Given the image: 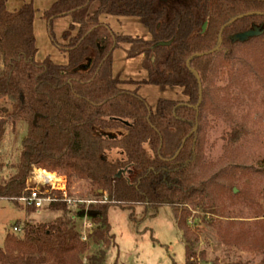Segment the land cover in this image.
I'll return each mask as SVG.
<instances>
[{"label": "trees", "instance_id": "obj_1", "mask_svg": "<svg viewBox=\"0 0 264 264\" xmlns=\"http://www.w3.org/2000/svg\"><path fill=\"white\" fill-rule=\"evenodd\" d=\"M7 1L0 0V144L9 121L14 127L24 121L28 129L15 173L6 179L0 175V200L21 208L18 199L29 194L35 169L66 173L69 188L73 180L88 181L96 198H107L89 206L95 224L90 238L106 241L114 237L111 208L133 211L143 205L146 219L151 210L203 203L208 195L199 174L201 136L207 118L224 116L226 106L234 107L246 90L248 68L237 63V53L264 38V0H56L43 17L53 44L67 56L65 65L50 57L36 60L33 1L17 12L7 9ZM248 13L255 14L225 28L219 51L193 57L217 48L221 29ZM104 15L138 18L151 39L115 33L101 22ZM68 16L73 23L61 45L52 26ZM252 30L261 34L234 40ZM122 44L131 45L129 59L145 55L147 79L114 76L113 56ZM216 81L226 84L216 88ZM127 84L137 88H123ZM143 85L180 88L187 100L159 99L152 109L139 94ZM217 93H223L220 99ZM3 168L0 162V174ZM260 168L264 171V161ZM43 209L65 215L49 223L24 222L21 235L7 234L0 264H84L88 244L74 217L83 211L72 214L65 203ZM24 210L37 211L30 206ZM130 220L136 222L133 214ZM104 258V253L93 256L90 264H104ZM192 259L186 248L185 264H195Z\"/></svg>", "mask_w": 264, "mask_h": 264}, {"label": "rangeland", "instance_id": "obj_2", "mask_svg": "<svg viewBox=\"0 0 264 264\" xmlns=\"http://www.w3.org/2000/svg\"><path fill=\"white\" fill-rule=\"evenodd\" d=\"M35 5L42 11L46 2L37 0ZM125 28L127 34L142 35L139 25L128 24ZM35 29L43 59L51 57L55 63H66L52 42L48 23L37 20ZM66 29L64 20L53 23V35L61 45L65 44L62 34ZM120 48L117 68L123 63V45ZM238 50L237 63L248 68L246 90L234 107L226 106L224 116L207 118L201 136L204 163L199 174L206 184L208 198L199 205L189 203L151 210L146 219L143 205H137L133 211L114 207L109 212L114 237L98 240L90 238L95 224L89 206L101 204L104 199L94 196L90 182L73 180L69 189L78 204L69 212L83 211L80 218L74 217L77 231L87 238L88 251L82 255L84 264H90V258L101 253L105 254L104 264H185L186 248L192 252L195 264H264V171L260 168L264 161V38ZM131 73L134 79L138 77L137 72ZM225 84L215 82L216 88ZM239 89L234 88L236 94ZM139 94L150 106L157 99L152 89L142 88ZM217 94L218 99L223 95ZM163 97L187 100L180 88L167 89ZM6 107L11 110L10 104ZM27 127L24 121L16 122L15 127L11 121L6 125L7 134L0 144V162L4 165L0 175L5 179L15 173ZM57 173L68 180L66 173ZM205 202L212 206H205ZM20 207L0 200V247L4 246L7 234H15L17 221L22 227L24 222L49 223L65 215L42 209L35 211L42 215L33 216L35 213H26L25 206ZM131 214L136 222L130 220ZM180 220L183 227L179 226Z\"/></svg>", "mask_w": 264, "mask_h": 264}, {"label": "crops", "instance_id": "obj_3", "mask_svg": "<svg viewBox=\"0 0 264 264\" xmlns=\"http://www.w3.org/2000/svg\"><path fill=\"white\" fill-rule=\"evenodd\" d=\"M30 0H8L7 1V9L10 12H17L19 11L23 5L28 2ZM33 4H34V9H35V20H34V34L36 37V45L38 47V53L36 56V60L38 62H43L46 58L43 59V57L40 55V46H39V41H38V37H37V32L35 29L36 26V22L37 20H41L44 21L45 23H47V21L44 19V13L50 9V7L52 6V4L56 1V0H41V1H45L46 2V6L44 7V9L42 11H40L39 9H36V5L35 2L37 0H32ZM57 20H64L67 23V29L65 31L68 30V28L70 27V25L73 23V20L71 17H63V18H59L56 19ZM101 22L108 25L115 33L121 35V36H131L133 38H140L142 40H150L151 39V35L148 31V29L141 23V21L136 18V17H115V16H101L100 18ZM54 21V22H55ZM143 25V27L141 26V24ZM133 24V25H139L142 29V35L141 37H139L138 35H131V34H127L126 31L127 29L125 28V26L127 27V25ZM76 29H78V26H76ZM64 31V32H65ZM63 32V33H64ZM63 35V34H62ZM63 39V38H62ZM124 47V52H123V63L117 68V60H116V56L117 53L120 51L121 48H119L118 50H116L114 52V56H113V73L115 77H119L122 81H142L144 79L148 78V72L145 69V64H146V58L145 55H140L138 57L129 59L127 56V52L130 50L131 45L129 44H122ZM121 45V47H122ZM61 53L64 56V60H67V56L64 52L61 51ZM51 58V57H50ZM55 62V61H54ZM67 63V61H66ZM66 63L61 62L57 63L60 65H65ZM135 65L134 69L133 66ZM131 67V68H130ZM131 72H137V78H133L132 77V73ZM123 88L128 89V90H134L137 87L136 86H130V85H123ZM142 88H147V89H152V91L156 94V101L153 103V105H151L150 107L155 108L157 105V102L159 99H165L163 96L165 94L166 90L162 91L160 90L158 87L156 86H152V85H143L139 88V92ZM146 100V99H145ZM154 106V107H153ZM28 128V127H27ZM7 134V130L5 135ZM112 209V208H111ZM110 209V210H111ZM33 216H40L42 215V213L38 212L35 214H32ZM35 219V217H34ZM111 225V224H110ZM112 227V226H111ZM114 264H118L117 262Z\"/></svg>", "mask_w": 264, "mask_h": 264}, {"label": "built area", "instance_id": "obj_4", "mask_svg": "<svg viewBox=\"0 0 264 264\" xmlns=\"http://www.w3.org/2000/svg\"><path fill=\"white\" fill-rule=\"evenodd\" d=\"M29 194L18 199L19 204L27 207H34L37 210L57 204L65 203L69 208L75 207L78 203L72 197L66 176L57 172L35 169L29 181ZM107 202V198L100 203ZM22 227L14 228L15 234H22ZM82 241L86 242L87 238L82 236Z\"/></svg>", "mask_w": 264, "mask_h": 264}, {"label": "water", "instance_id": "obj_5", "mask_svg": "<svg viewBox=\"0 0 264 264\" xmlns=\"http://www.w3.org/2000/svg\"><path fill=\"white\" fill-rule=\"evenodd\" d=\"M255 13H248V14H245V15H240L234 19H232L230 22H228L222 29H221V32H220V35H219V46L217 48H215L214 50H212L211 52H208L206 54H196L194 55L193 57H197V56H202V55H209V54H212V53H215L217 51L220 50V47H221V44H222V35H223V31L225 30L226 27H228L229 25H232L234 22H236L237 20L239 19H242L244 17H248V16H251V15H254ZM261 34V32L259 30H252V31H249V32H246L244 34H240V35H237L234 37V40L235 41H241V42H244V41H247L248 39L254 37V36H259ZM189 63H190V60L187 62L188 66H189ZM198 81H199V84H200V89H201V83H200V79L198 77ZM202 99V91L200 92V100ZM197 110H198V107H197ZM197 131V126L195 127L194 129V132ZM180 152V151H179ZM179 152L177 153V155H179Z\"/></svg>", "mask_w": 264, "mask_h": 264}]
</instances>
